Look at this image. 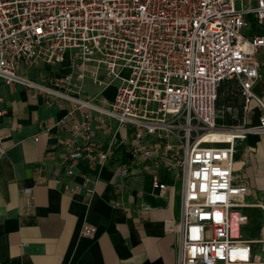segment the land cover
I'll use <instances>...</instances> for the list:
<instances>
[{
    "label": "built area",
    "instance_id": "2783aa9c",
    "mask_svg": "<svg viewBox=\"0 0 264 264\" xmlns=\"http://www.w3.org/2000/svg\"><path fill=\"white\" fill-rule=\"evenodd\" d=\"M250 18L264 29V0H0V81L48 101L66 100L70 117L86 111L73 122L81 143L64 146L73 165L103 164L125 143L113 133L105 147L97 146L93 112L132 128V162L158 163L181 183L180 217L166 226L179 237L178 264H264V239L243 235L250 222L245 210L264 206L246 203L248 186L235 177L236 143L264 135V93L254 89L263 77L264 34L246 35ZM67 57L71 75L52 85L19 73L21 65L56 66ZM74 75L103 90L116 86L114 100L105 107L104 99L99 106L77 96ZM225 83L241 104V120L233 125L219 119ZM6 153L0 133V159ZM154 187L161 194L169 188L158 175ZM25 193L30 208L32 191ZM93 193L86 191L88 200ZM96 232L85 225L81 234Z\"/></svg>",
    "mask_w": 264,
    "mask_h": 264
},
{
    "label": "crops",
    "instance_id": "0c3cea01",
    "mask_svg": "<svg viewBox=\"0 0 264 264\" xmlns=\"http://www.w3.org/2000/svg\"><path fill=\"white\" fill-rule=\"evenodd\" d=\"M250 19L246 35H263L264 29ZM258 59L263 77L254 89L262 95L264 49ZM19 73L49 86L72 72L67 57L56 66L47 61L32 67L21 65ZM73 79L77 88L72 92L85 100L101 106L104 99L108 107L115 98L116 86L103 90L91 78L78 81L74 75ZM240 107L238 98L232 102L221 96L220 123L240 122ZM72 110L66 100L48 101L33 89L0 81V111L4 112L0 133L7 149L0 159V264H178L179 237L167 232L166 226L180 217L181 183H175L158 163L155 167L133 163L132 128L121 129L104 117L100 120L97 112L92 113L93 142L105 147L110 135L117 133L125 143L103 164H71L64 152L65 142L75 139L81 143L73 132V122L86 114L75 110L70 117ZM236 147L235 177L249 189L244 201L264 206V135H249ZM126 169L128 174L123 173ZM155 175L169 186L164 194L154 187ZM67 187L78 189L70 192ZM89 188L94 191L91 200L86 197ZM27 189L33 197L30 208ZM245 212L250 220L243 228L245 238L264 239V226L261 236H253L250 230L264 221V210L258 206ZM85 225L97 228L93 237L82 236Z\"/></svg>",
    "mask_w": 264,
    "mask_h": 264
},
{
    "label": "trees",
    "instance_id": "16d2710c",
    "mask_svg": "<svg viewBox=\"0 0 264 264\" xmlns=\"http://www.w3.org/2000/svg\"><path fill=\"white\" fill-rule=\"evenodd\" d=\"M220 89H221L220 90V97H219L218 103H217L218 106H219L221 96H223L224 101L231 100L232 102L233 101L236 102V98H234V92L232 89H230V87H228L227 83L223 84Z\"/></svg>",
    "mask_w": 264,
    "mask_h": 264
},
{
    "label": "rangeland",
    "instance_id": "374dc122",
    "mask_svg": "<svg viewBox=\"0 0 264 264\" xmlns=\"http://www.w3.org/2000/svg\"><path fill=\"white\" fill-rule=\"evenodd\" d=\"M256 224V225H255ZM254 225H252V227H250V230H252V235L253 236H261V231H262V228L264 226V221L261 222V223H255Z\"/></svg>",
    "mask_w": 264,
    "mask_h": 264
}]
</instances>
